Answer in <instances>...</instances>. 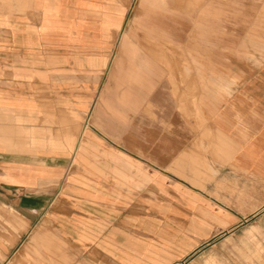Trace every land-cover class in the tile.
<instances>
[{
  "label": "crops",
  "instance_id": "1",
  "mask_svg": "<svg viewBox=\"0 0 264 264\" xmlns=\"http://www.w3.org/2000/svg\"><path fill=\"white\" fill-rule=\"evenodd\" d=\"M242 178L264 185V0H0V264H188Z\"/></svg>",
  "mask_w": 264,
  "mask_h": 264
},
{
  "label": "rangeland",
  "instance_id": "2",
  "mask_svg": "<svg viewBox=\"0 0 264 264\" xmlns=\"http://www.w3.org/2000/svg\"><path fill=\"white\" fill-rule=\"evenodd\" d=\"M133 4L134 0L132 7ZM117 77L118 74L116 82ZM104 84L101 81L98 94L84 111L82 126L88 133L96 131L105 134L106 111L101 106L105 99ZM119 90L115 89L116 103ZM81 107L84 108V105ZM220 187L221 192L213 194L219 198L214 206L220 207L218 209L226 213L230 220L223 223L212 216L198 214L194 217L196 227L205 229V234L201 237V245L192 252L188 264H264V206L254 213L255 202L250 200L255 192L263 198L264 185L242 178L229 180Z\"/></svg>",
  "mask_w": 264,
  "mask_h": 264
},
{
  "label": "bare ground",
  "instance_id": "3",
  "mask_svg": "<svg viewBox=\"0 0 264 264\" xmlns=\"http://www.w3.org/2000/svg\"><path fill=\"white\" fill-rule=\"evenodd\" d=\"M183 3V2H182ZM193 109V108H192ZM195 116V115H194Z\"/></svg>",
  "mask_w": 264,
  "mask_h": 264
}]
</instances>
